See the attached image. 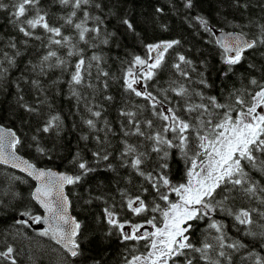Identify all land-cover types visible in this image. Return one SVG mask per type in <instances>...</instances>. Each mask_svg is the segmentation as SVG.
Masks as SVG:
<instances>
[{
  "label": "trees",
  "instance_id": "trees-1",
  "mask_svg": "<svg viewBox=\"0 0 264 264\" xmlns=\"http://www.w3.org/2000/svg\"><path fill=\"white\" fill-rule=\"evenodd\" d=\"M15 2L0 0L7 6L0 9V123L15 130L20 140L17 150L35 164L81 176L78 183L66 186L71 211L81 224L77 237L81 255L71 257L50 234H40L45 229L17 222V215L28 212L37 216L41 209L31 198L33 179L5 164H0V252L11 246L16 264H126V260L148 250L149 236L139 241H125L123 230L108 224L105 209H111L119 223L140 224L153 220L157 227L163 223L162 211L167 209V204L151 183L130 166L135 156L145 153L141 169L158 175L157 153L152 151V142L144 136H126L125 131L134 129L128 123L130 118L121 113H135L134 119L140 122L141 130L154 134L165 124L154 111L166 113L168 108H173L182 119L195 122L197 114L185 111L189 105L208 104L209 97L226 104L234 91L245 94L246 89L256 90L249 82L255 78L264 83V45L245 51L242 62L228 72L214 30H234L255 38L260 25H264V0H191V7L186 6L188 0H91L78 10L72 3L39 0L20 22L12 15ZM73 11L75 16L71 15ZM85 11L89 13L87 20ZM37 13L44 16V21L35 29L21 23L35 18ZM69 17L72 24L66 22ZM124 19L132 23L133 29L122 23ZM201 20L207 21V29ZM45 22L60 28L61 35L47 32L42 27ZM75 24L99 31L86 32L85 40L81 41ZM20 26L33 35L25 36L19 31ZM63 37H68V41L55 43ZM172 41L179 43L164 52L161 66L153 70L154 76L145 80L141 74V92H150L156 98L153 109L144 96L137 97L127 89L126 74L134 69L135 57H148V45ZM49 51L56 52L57 56L45 61L43 58ZM70 52L73 54L69 55ZM181 55L191 63L180 62ZM93 56L99 57V61L93 60ZM81 58L85 61L81 68L83 82L76 85L71 77ZM177 64L179 69L175 67ZM181 86L187 90L183 97L173 91ZM245 98L250 99L246 94ZM94 111L100 112V116H93ZM211 111L219 113L215 119H220L224 109ZM235 115L233 112V118ZM53 117H58L53 128L43 132ZM88 119L94 121L95 128L86 124ZM148 120L153 122L151 129L146 126ZM165 135L172 137L171 132ZM126 145L136 151L122 155ZM97 152L99 157L93 155ZM168 152L167 178L171 185L179 186L187 181L190 163L178 150L173 148ZM104 155L108 156L107 160L103 159ZM258 158L264 159L259 154ZM79 162H85L91 170L83 173ZM245 170L254 182L264 187V171L247 166ZM160 191L169 196L170 202L177 201L175 192L163 187ZM257 195L264 197L259 192ZM136 197L147 206V211L139 215L128 208L129 199ZM157 205L160 211H152ZM226 208L235 212L242 208L260 209L264 205L255 198L237 197L229 200ZM253 219L256 221L253 225H241L234 216L216 207L202 219L192 221L193 227L187 235L196 247L205 240L215 243L214 238L221 233L209 225L216 222L226 243L243 245L235 251L225 249L230 259L221 258L222 264H255L256 256L264 258V220L256 213ZM249 229L255 235L249 234ZM199 255L190 253L193 264H208ZM209 255L217 258L213 252ZM179 259L182 261L183 257ZM0 264H10V261L0 258Z\"/></svg>",
  "mask_w": 264,
  "mask_h": 264
},
{
  "label": "snow or ice",
  "instance_id": "snow-or-ice-1",
  "mask_svg": "<svg viewBox=\"0 0 264 264\" xmlns=\"http://www.w3.org/2000/svg\"><path fill=\"white\" fill-rule=\"evenodd\" d=\"M39 0H16L14 3V11L12 15L20 22L21 17H25L30 7H35ZM63 5L72 3L74 9H80L82 5L91 3V0H59ZM191 7V0H188L186 5ZM7 7L0 3V9ZM100 7L99 4L96 5ZM72 16L76 12L71 13ZM85 20L89 18V13L84 12ZM44 21V16L39 15L33 19H27L24 22L29 28L35 29L41 22ZM72 24L71 17L66 21ZM130 30L133 29L132 23L128 19L122 21ZM201 24L207 29V21L201 20ZM42 27L49 33L60 36L61 29L51 27L46 22ZM75 28L79 30V38L81 41L85 40V33L89 31L98 32L99 29H88L82 24H75ZM210 30V29H208ZM19 31L25 36H32L33 33L28 31L24 26L19 27ZM68 37H63L62 40H56V44L67 42ZM178 41L167 42L163 44L148 45L149 53L158 52L155 57L150 56L153 63H147L139 56L135 57V65H146L147 71L144 73V79L149 80L154 76V69L161 66L164 52L172 48ZM217 43L223 49L222 62L228 66V72H231L234 66L240 64L243 60V53L250 49H256L259 45H264V25H260L259 34L247 40L243 35L226 34ZM15 47V45H12ZM162 49V51H161ZM232 53V55H229ZM19 54V53H17ZM73 53L70 52L69 55ZM7 55V54H5ZM54 51H49L43 58L45 61L52 57H56ZM93 60L99 61V57L93 56ZM179 61L182 63H191L181 55ZM11 63L12 61L9 60ZM62 64L63 61H58ZM85 61L81 58L75 65V72L72 74L71 82L79 85L83 82L81 68ZM177 69L180 65H175ZM254 67V66H253ZM107 75V73H104ZM128 76L132 75L129 69ZM187 75V73H183ZM227 75V72L225 73ZM137 81L125 79L127 89L134 92L137 97L144 96L145 99L152 103L153 109L156 107V98L150 92H141L133 87ZM201 83H205L201 81ZM256 90H245V94L250 99L245 98V94H237L233 92L229 94V100L226 104L217 101L216 97H209L208 104L189 105L185 111L188 113H196L195 122L186 121L177 115L176 110L168 108L166 113L164 111L155 112L154 114L161 120L165 121L162 130L156 131L154 134H145L141 130L140 122L135 120V113L122 112V115L128 116L130 119L128 123L133 126L134 131H125V135L144 136L146 140L152 142V151L157 153V172L158 175H153L152 172L145 173L141 169V165L145 162L142 157L145 153H140L135 156L130 166L137 171V173L144 177L151 183L152 188L157 192L161 200L167 204V209L162 211L163 226L156 227L153 220H148L147 223L152 225L156 230L152 233L145 232L143 235H137L141 225H133L131 233L121 232L125 241L142 240L151 236L150 251L146 256H133L130 260H126V264H193V259L190 253H199V258L205 260L208 264H222L223 260L230 259V255L226 253L225 249L238 250L243 247L239 242L226 243V238L222 233L220 226L213 222L209 228L215 229L220 235L214 238L215 243H210L207 240L202 242L200 247H196L191 243L187 233L193 227L192 221L202 219L203 216L208 215L216 207L227 211L228 215L234 216L235 220L241 224L250 226L256 223L253 219V213L264 220V208L240 209L239 211H232L231 208H226L229 200L237 197H245L248 199H257L260 205H264V197L258 196L257 193L264 194V187L259 186L254 182L248 172L245 170L246 166L249 168H258L264 171V112H258L257 109H264V83L252 78L249 82ZM179 96H185L187 90L181 86L179 89H173ZM234 96V102L232 97ZM238 106V107H237ZM26 110L32 111L31 108L25 106ZM224 109L222 117L215 119L219 113H213L211 110ZM236 112L235 118L232 113ZM92 115L100 116V112L94 111ZM205 115L208 119H204ZM58 117H53L49 120L42 131L47 133L53 126L54 121ZM86 124L90 128H95V123L92 119L86 120ZM146 126L151 129L153 122L146 121ZM172 133V137L168 138L165 134ZM35 139V137H34ZM20 143L19 139L15 138V134L11 131L0 129V164L11 163L14 168H19L21 172L26 173L34 180L38 181V185L31 193V198L40 204L47 212L45 217H32L28 212L21 213L22 216H28L33 223H40L43 219L45 223L49 224V228L45 229L41 235H49L51 239L57 244H60L67 253L75 258L81 255V245L77 239L81 224L74 218L67 215L68 200L63 195V187L65 184L78 183L81 180L80 175L72 176L66 174H57L53 171L39 170L34 165L27 161L20 160L15 156L16 145ZM176 149L181 154L186 162L190 163L187 169V183H182L179 186L171 185L167 178L166 169L169 165L167 163L169 152L168 149ZM38 151L43 152L44 149L38 148ZM136 149L131 145H126L122 155H131ZM94 156L99 157V153H93ZM103 159L107 160L108 156L104 155ZM75 162V161H73ZM78 167L83 173H87L91 169L88 168L85 162H79ZM161 187L166 188L169 192H175L179 197L177 202H170L169 196L161 192ZM217 196L221 199L217 200ZM137 205V206H134ZM129 210L139 215L147 211V206L140 197L135 200L129 199ZM152 211H160L159 205L152 209ZM107 222L114 228L123 230L124 224H121L115 218V213L111 209H105ZM21 224H27L25 220L17 221ZM249 234L255 235L249 229ZM13 248L7 247L6 251L0 252V258L9 260L10 264H16L12 257ZM210 252L216 254L217 258L213 259L209 255ZM183 257L181 261L179 258ZM222 258V259H221ZM252 258L251 256L249 257ZM255 264H264V258L255 257Z\"/></svg>",
  "mask_w": 264,
  "mask_h": 264
},
{
  "label": "water",
  "instance_id": "water-1",
  "mask_svg": "<svg viewBox=\"0 0 264 264\" xmlns=\"http://www.w3.org/2000/svg\"><path fill=\"white\" fill-rule=\"evenodd\" d=\"M214 34H215V38H216V40L221 39V38H222L224 35H226V34H232V35H243V38H244V39L251 40L250 38L246 37L244 34L238 32V31H234V30L215 29V30H214ZM229 55H232V53H229ZM0 129H4V130H6V131H11V132H13V133L15 134V138H16V139H19L17 133L15 132V130H14L13 128H11V127H9V126H5V125H3V124L0 123ZM14 152H15V156L18 157L20 160L27 161L28 163L34 165V166H35L37 169H39V170H45V171H49V170H50V171H53V172H55V173H57V174H61V173H62V174H66V175H72V174H71L70 172H68V171L60 170V169H57V168H54V167H50V166H39V165L35 164L33 161H31L30 159H28V158H27L26 156H24L23 154H21V153L17 150V148H15ZM6 165L11 166V163H8V164H6ZM11 167H12V166H11ZM13 168H14V167H13ZM14 169L20 171L19 168H14ZM20 172H21V171H20ZM23 173H24V172H23ZM24 174H26V173H24ZM26 175H27V174H26ZM29 177H30V176H29ZM31 178H32V177H31ZM32 179H33V178H32ZM33 181H34V186H33V188H32L31 193L35 190V187L38 185V181H36V180H34V179H33ZM66 186H67V184H65L64 187H63V195L66 196V197H67V200H68L67 215H68L69 217H71V218H74L76 221H78V222L80 223V220L77 219L76 216H75V215L72 213V211H71L69 197H68V195H67V193H66ZM35 202H36V201H35ZM36 203H37V202H36ZM37 204L39 205V207H40V209H41V214H40L39 216L42 217V218L45 217V216H47V212H46V210H45L44 208H42V207L40 206L39 203H37ZM23 213H24V212H23ZM16 219H17V220H25V221H27V222H28L32 227H34V228H44V229H48V228H49V224L51 223V221H49L48 223H45L43 219L41 220L40 223H33V221H32L31 219H29L28 216H22L21 214L17 215V216H16ZM151 229H152V227H150V226H143V227H141V228L139 229V232L137 233V235H139V234H144L145 232L148 233V232L151 231ZM49 234L51 235V233H49ZM59 245H60V244H59ZM60 246H61V245H60ZM61 247H62V246H61Z\"/></svg>",
  "mask_w": 264,
  "mask_h": 264
},
{
  "label": "rangeland",
  "instance_id": "rangeland-1",
  "mask_svg": "<svg viewBox=\"0 0 264 264\" xmlns=\"http://www.w3.org/2000/svg\"><path fill=\"white\" fill-rule=\"evenodd\" d=\"M161 51H162V49H161ZM159 53L158 52H152V53H149V55H148V57L147 58H145V59H143V60H145L147 63H153L154 61L152 60V59H149V57L150 56H152V57H155L156 55H158ZM142 59V58H141ZM132 71V75L131 76H128L127 74H126V79H128V80H132V79H135L137 82L136 83H134L133 84V87L136 89V90H138V91H142V85H143V78L141 77V74L143 75L146 71H147V68H146V65H144V66H142V65H135V63H134V69H132L131 70ZM128 73V72H127ZM257 111L258 112H264V109H260V108H258L257 109ZM187 180H188V178H187ZM185 183H187V181L185 182ZM179 200V197H178V199H177V201ZM176 201V202H177ZM137 206V205H136ZM36 216V215H35ZM35 216H33V217H35ZM121 224H124V228H123V231L124 232H128V233H131V231H132V226L133 225H141L142 227L143 226H150V227H152V229H151V231L149 232V233H152V232H154L156 229L152 226V225H150V224H148V223H140V224H126V223H122L121 222ZM163 226V223L160 225V226H157V227H162ZM141 228V227H140ZM149 239H150V242H151V239H152V237L151 236H149ZM151 249H150V245H149V248H148V250L144 253V254H141V255H138V256H146L147 255V253H148V251H150Z\"/></svg>",
  "mask_w": 264,
  "mask_h": 264
}]
</instances>
